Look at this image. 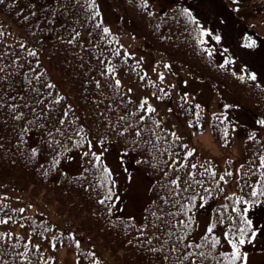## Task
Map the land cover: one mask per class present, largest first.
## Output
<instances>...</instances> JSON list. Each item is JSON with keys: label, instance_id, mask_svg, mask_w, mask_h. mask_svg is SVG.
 Wrapping results in <instances>:
<instances>
[{"label": "trees", "instance_id": "trees-1", "mask_svg": "<svg viewBox=\"0 0 264 264\" xmlns=\"http://www.w3.org/2000/svg\"><path fill=\"white\" fill-rule=\"evenodd\" d=\"M90 4L91 0H51L41 5H24L21 0H4V3L0 4L2 11L25 30L28 41L48 46L49 57L69 93L68 96L64 95L52 82L48 70L40 61L38 51L34 50L37 53L35 57L27 56V51L33 50L28 48L27 43L23 44L22 48V43L0 36V52L6 53L0 64L9 65L6 72L11 73L6 76L0 73V76H5L0 80V96H3L0 102L6 105L0 108V185L15 183L31 190L33 194L41 195L44 201L57 204L60 212L70 213L77 219L75 228L78 232L89 234L91 238L99 240L117 256L119 264H181L184 247L177 242V236L184 235L185 232H188L185 242L190 243H201V237L205 235L217 236L221 243L212 250L213 255L227 251L223 248L222 231H227L234 221L238 222V217L231 210L232 202L227 197L250 192V185H254L259 179L258 173L249 178L245 172L249 167L253 169L258 167L259 156L264 154V138L258 133H254L255 140L247 138V159L243 163H238L235 159H227L224 164L213 159L200 160L196 153L194 157L185 159L186 152L181 147L182 140L177 141L171 135L173 131L167 128L154 112L148 113L139 109L138 101L128 94L123 84L116 78L115 62L119 61L156 94L164 97L167 96L166 91L124 54L113 32L104 24L97 0L94 7ZM253 6L256 11L264 13V0H253ZM184 8L192 13L188 7L180 4L166 9H155L148 0H125L128 18L153 50L174 57L181 65L192 67L193 72L199 77L216 81L230 89L238 95L241 107L264 120V85L249 80L239 72L221 67L200 43L198 24L190 23L188 17L181 15V9ZM192 16L194 17L193 13ZM104 28L109 30L108 34L104 33ZM13 59L17 60V64L11 63ZM19 64H23V67H18ZM33 69L36 71L33 72ZM109 69L112 71L109 72ZM25 73L29 77L43 74L42 82L37 84L33 80L29 84L24 79ZM240 77L244 79L241 80ZM117 80L120 82L118 86ZM46 83L53 84L54 88L44 87ZM33 87L41 90L39 99H44L46 103L51 99L45 97L49 91L53 97H63V100L59 105H49L45 110L46 115H41L44 105H35L33 112L29 107H23L24 100L19 98L24 97L31 105L32 100L36 98L35 93L31 91ZM13 96L17 99L12 100ZM7 104L19 105L18 111L24 112L26 118L14 120ZM197 105L190 98L182 99L184 115L192 121L204 122L206 113L200 105L197 108ZM130 112H136L137 116H130ZM120 116H129V123L134 126L123 135L120 133L126 125L120 121ZM140 116L144 119H139ZM28 120H33L34 123L29 125ZM153 120L159 122V128L155 127ZM59 121L64 123L61 124ZM25 127L28 131L21 133V129ZM233 127L234 123L229 116L223 113L214 116L212 129L215 136L222 141L227 143L231 141ZM57 128L60 132L56 131ZM77 128L83 129L80 136L75 134ZM149 128L159 133L162 139L157 141L156 136L148 131ZM225 128L228 130L226 140L222 138ZM135 131H141V136L136 137ZM49 132L52 133L51 136L48 135ZM81 136L84 137L83 145L75 147V142L79 141ZM90 137L97 141H109L125 152L137 155V161H140L137 165L152 178L150 199L141 216L116 214L118 200L116 181L103 158L102 166L97 168L93 166L94 161L89 162L91 157L83 156V152L80 170L73 172L65 168L66 162L77 151L88 146ZM133 139L137 141L135 145L131 143ZM55 141H60V144ZM148 141L152 143H147ZM153 144L156 146L153 147ZM166 148L174 155L170 157L168 152H164ZM32 149H36L35 157L32 156ZM55 160L59 163L54 165ZM205 161H210L206 166L217 173L215 179L208 175H198L204 171L200 165ZM249 161L254 163L250 166ZM189 162L197 164V168L191 171L197 173L196 179L203 180V187L194 185L187 191H181L170 185V181L177 175L182 181L187 169L181 168L180 165H188ZM103 167H107L111 172L107 182L103 177ZM226 171H231L233 175L225 176L223 181L219 180V176ZM45 172L47 175H44ZM232 184L234 190L229 188ZM205 188L211 191V196L204 191ZM108 189L112 191V200L100 204L99 201L104 199ZM196 193L199 194L195 200L197 206L192 207L188 216L167 215L169 212L179 210V205L173 206L177 200L191 206L188 197ZM201 196L208 197L206 207L212 205L209 225L221 214L225 219L223 224H217L213 233L208 234L206 231L201 237L196 238L197 215L204 208L199 207V204L204 203L200 199ZM245 198L247 199V196ZM166 200L168 203H165ZM113 204L115 206L111 207L109 212V207ZM223 204L229 205L226 212L221 208ZM5 211L11 212L15 209L0 199V214ZM152 213H156L162 219L157 220ZM189 216L193 217L195 223L190 229H185L178 221L187 222ZM228 216H232L233 220L229 221ZM165 221L172 223L166 227ZM144 225L146 227H143L141 234L140 229ZM168 231L175 232V235L168 236ZM0 233L8 232L0 229ZM10 234V239L6 235L0 240V264H28V261L18 256V253L25 252V244L30 249L28 257L31 264H56L40 246V251L37 252L33 247L35 244L25 241L21 235ZM174 244L179 251H172ZM13 245L17 247L14 248ZM152 248L163 251L153 252L150 250ZM202 250L209 251L208 248ZM164 256H168V259L164 260ZM91 264L103 263L95 260ZM183 264H191V261H183ZM197 264H201L198 259ZM202 264H216V261L208 259Z\"/></svg>", "mask_w": 264, "mask_h": 264}, {"label": "rangeland", "instance_id": "rangeland-1", "mask_svg": "<svg viewBox=\"0 0 264 264\" xmlns=\"http://www.w3.org/2000/svg\"><path fill=\"white\" fill-rule=\"evenodd\" d=\"M51 0H21L24 5H41ZM102 12L105 25L111 29L117 41L123 46L126 54L139 63L150 76L170 92L163 98L151 88L145 87L140 80L128 72L119 61L115 63L117 79L123 83L126 91L138 103L147 100L148 105L156 109L157 117L174 133L181 137L189 149H195L200 160L208 158L224 163L228 158H235L238 162L247 159L245 141L252 131L264 133L259 119L238 106L234 93L225 89L213 80L201 79L184 66H179L172 59L159 58L151 54L150 45L139 35L124 9V0H97ZM156 8H167L175 4H184L194 10L202 23L204 31L212 35H205L206 46L221 64L225 59L233 61L225 67L244 72L248 76L256 75L257 82L264 84V15L256 12L252 7V0H150ZM0 31L6 39L28 45L38 51L39 58L49 71L52 82L66 96L69 95L66 84L48 54V46L27 40L25 30L18 26L0 9ZM250 34V35H247ZM221 39L217 42L214 36ZM244 36H249L256 42L254 48L243 45ZM148 45H147V44ZM227 49V51H224ZM161 75L163 80L160 79ZM131 89V91H129ZM183 97L194 99L201 104L207 116L204 124L193 122L182 112ZM218 112L231 116L235 123L231 143H224L212 131V119ZM193 126H189V123ZM91 151L107 161L116 180L118 190L117 211L119 215H139L148 202L149 188L152 178L141 168L135 166V154L125 155V151L107 142L101 145L93 138L90 139ZM106 148L107 151H103ZM86 150H89V146ZM188 149H185L187 152ZM84 152L74 154L75 159L67 163L73 171L80 165V156ZM77 160V161H76ZM234 190V188H232ZM0 198L10 202L24 211L18 214L22 219L13 216L11 212H3L0 219H8L7 224H0V229L22 234L28 241L42 247L56 264H90L97 260L103 264H119L117 256L112 254L99 240L91 238L89 234H80L75 228L76 219L66 212H59L57 205L45 202L41 195H36L29 189L15 183L0 186ZM206 206H204L205 208ZM211 207V206H210ZM208 207L207 209H210ZM254 224L264 225V207L253 209L249 213ZM198 237L204 232L210 215L202 210L198 215ZM44 220L49 221L51 228L47 231L36 230ZM79 241L80 247H76ZM55 244V249L52 245ZM228 245V244H227ZM229 246V245H228ZM247 264H264V228L253 241L246 244Z\"/></svg>", "mask_w": 264, "mask_h": 264}, {"label": "snow or ice", "instance_id": "snow-or-ice-1", "mask_svg": "<svg viewBox=\"0 0 264 264\" xmlns=\"http://www.w3.org/2000/svg\"><path fill=\"white\" fill-rule=\"evenodd\" d=\"M234 3L238 2V0H233ZM4 0H0V4H3ZM95 4V0H91V4L90 6L94 7ZM144 6L146 7V3L144 4ZM181 15H184L186 17L189 18V22L192 24H197V20L192 16V13L187 9H181ZM99 26V25H98ZM105 34H108L109 30L107 28L103 29ZM5 35V33L3 31H0V36ZM78 35V34H77ZM201 36L204 35H212L211 33L205 32V31H201L200 32ZM214 39L219 42L220 41V37L214 36ZM245 44L243 45L246 48H254L256 46V42L250 40V38L245 37ZM201 43H203V40H201ZM21 47L23 48L24 45L21 44ZM224 51H227V49H225ZM119 54V53H117ZM209 55H211V51H209L208 53ZM6 55V53L4 52H0V60H2L4 58V56ZM37 55V53L34 50H28L27 51V56H31V57H35ZM233 61L229 60V59H225L224 64L221 65V67H224L227 64L232 63ZM12 64H17V60L13 59ZM9 67V65H5V64H0V73H4L5 76L6 75H11V73H7L6 69ZM18 67H23V64H19ZM36 69H33V72H35ZM112 69H109V72H111ZM43 74H37L34 75L32 77H29L27 73H25L24 79L31 84L32 81L34 80L37 84H40L42 82L41 77ZM5 76H0V80H3L5 78ZM249 79L251 80H256V75L254 73L250 74ZM161 80H163V76L161 75L160 77ZM241 80L244 79V77H240ZM119 81H116V85H119ZM44 87L48 88V89H52L54 88L53 84L50 83H46L44 84ZM32 92L35 93V99L32 100L31 105L29 104L28 100H25L24 97H19L21 100H24V105L23 107H29L33 112L35 111V105H44V107L41 109V115H46V109L49 107V105H59L61 103V101L63 100V97H53L51 91L47 92L45 94L46 99L48 97H51V99L47 100V103L45 102L44 99H39V97L41 96V90L39 88L33 87L31 89ZM129 91H131V89H129ZM12 100H16L17 97L13 96L11 97ZM3 100V96H0V101ZM6 105L5 103L0 102V108H4ZM7 107L9 108V110L13 113V119L16 121H20L22 119L26 118V114L22 111H18L19 109V105H15V104H7ZM139 109L142 111H146L148 113H152L155 112L156 109L152 108L150 105H148L147 100H144L143 102H140L138 105ZM197 108H199V105H197ZM64 115L66 116L67 113L65 112ZM130 116L135 117L137 116L136 112H130ZM197 118H199V113H197ZM120 121L125 122V128L123 129V132L120 133V135H123L124 132L129 131L130 128H133L134 126L129 123V116H120L119 117ZM139 119L143 120L144 117L140 116ZM27 123L29 125L33 124L34 121L33 120H28ZM59 123L63 124L64 121H59ZM74 123V122H73ZM257 123H259L261 126H264V120H260ZM153 124L155 125L156 128L160 127L159 122L153 120ZM41 127L43 125H40ZM189 126H193L191 124V122L189 123ZM28 128H22L21 129V133L23 132H27ZM57 132H60V129L57 128L56 129ZM149 132H152L153 135L156 136V140L160 141L162 139V137L160 136L159 133L154 132V130L152 128L148 129ZM81 132H83L82 128H77L75 131V134L77 136H80ZM49 136L52 135L51 132L48 133ZM61 135H63V133H61ZM134 135L136 137L141 136V131H135ZM173 137H175V139L177 141H179L181 139V137L177 136L176 133H172L171 134ZM228 137V130L227 128H225L222 132V138L223 139H227ZM22 138V137H21ZM70 139V137H69ZM250 140H255V134H251L249 136ZM84 142V137L81 136L79 141H76L74 146L75 147H81L83 145ZM258 142V141H257ZM55 143L60 144V141H55ZM99 143L101 145L104 144L103 140H100ZM131 143L133 145H135L137 143V141L135 139H133L131 141ZM147 143H152L151 141H148ZM153 147H155L156 145L153 144ZM182 148L184 149H188V151L186 152L185 155V159L189 158V157H194L196 150L193 149H189V146L187 144H182L181 145ZM103 151H107L106 148L103 149ZM164 152H168L169 156H173L174 153L169 152V149H164ZM125 155H127V152L124 153ZM36 155V149H32V156L35 157ZM102 155V153H101ZM101 155H98L95 151H91V142L89 141V151H85L83 153V156H90L91 160L89 161L90 163H92L94 161V167L100 168L102 166V160H101ZM140 161H137V163H139ZM55 163H59L58 160L54 161V165ZM254 162L253 161H249V165L251 166ZM210 164V161H205L204 164H201L200 167L204 169L203 172H199L198 175L199 176H205L208 175L210 177H212L213 179H215V177L217 176V173L215 171H213L211 168L207 167L206 165ZM181 168H186L187 172L186 175L184 177V179L181 181L180 177L177 175V177L175 179H172L170 181V185L175 186V188L180 189L181 191H187L189 188L195 186H200L203 187V180H198L196 179V175L197 173H193L191 171V169H196L197 168V164L195 163H191L189 162L188 165L185 164H181L180 165ZM241 167H244L243 165H241ZM260 169H264V154H261L259 156V165L256 169H253L251 167L248 168V170L245 172V175L248 176L249 178L251 176H255L259 175V179L256 181V183L254 185H250L251 187V191L247 192L243 195H236L233 194L231 196H228L227 199L229 201L232 202V206H231V210L232 212H234L236 214V216L238 217V222H233L227 231H222V236L224 238V240L227 242L228 245H230L231 251L230 253L227 251H223V252H219L218 255H213V251L214 249L217 248V245H219L221 243L220 238H218L217 236H211L209 237V235H205L203 237H201L202 242L201 243H190V242H185L187 240V236H188V232H185L184 235H179L177 236V242L183 244L184 247V252L182 254V260H181V264H183V261H191V264H197V259L201 261V264L204 260H208V259H213L216 261V264H247V253L246 252H242V248L246 245V244H252L253 241L258 237V235L261 233V229L264 228V225H257L254 224V221L252 219L249 218V213H250V209H258V208H262L264 207V171H260ZM176 170V169H174ZM87 171V169H86ZM165 175H167V172L164 173ZM44 175H47V172L44 173ZM233 173L231 171H226L223 175L219 176V180L223 181L225 180V176H232ZM111 176V172L109 171V169L107 167H103V177L104 180L107 182L109 180ZM114 183V182H113ZM245 184L247 185V180L245 181ZM165 187H169L168 185H165ZM217 189H219V184L217 183ZM222 191V189H220ZM171 191V189H170ZM205 192L209 193V196H211V191L207 188L204 189ZM241 192L243 193V189H241ZM199 195L198 193L193 194L192 196L188 197V200L190 202V205H186L181 203L180 201H175L173 206L175 207L176 205H179V210L177 212H169L167 213V215L172 216V217H176L179 216L181 214L188 216V213L191 212L192 207H196V196ZM245 196H247V199L245 198ZM208 197L205 196H201L200 199L201 201H204V203L199 204V207H204L205 203L207 201ZM112 200V191L111 189H108L107 193L105 194L104 199H101L99 201L100 204H105L106 201H111ZM165 203H168V201L166 200ZM115 205H111L109 207V212H111V207H114ZM221 208L226 212L229 208L228 204H223L221 205ZM24 209H19V212H23ZM219 211V209L217 210ZM152 216L156 217L157 220H161L162 218L160 216H157L156 213H152ZM12 219L11 217H8V219H0V224H7L9 222V220ZM224 219L225 217L223 216V214H221L215 222L211 223L206 231L208 234L213 233V230L216 228L217 224H223L224 223ZM227 219L229 221H232L233 218L232 216H228ZM171 221H165L164 224L165 226H170L171 225ZM178 223L180 225H182L185 229H190L191 225L193 223H195L193 217L189 216L188 217V221L185 222L184 220H179ZM143 227H146V225L142 226V228L140 229L141 234H143ZM45 231H47V229H45ZM8 236L9 239L11 238V234L10 233H0V240H3L5 236ZM168 236H173L175 235V232L173 231H168L167 232ZM19 239V238H18ZM129 243H131V241H129ZM148 243H151V241H148ZM164 243H167V240L164 241ZM13 247H17V245H13ZM33 247L36 249L37 252L40 251L39 245H33ZM53 249H55V244L52 245ZM76 247L79 248L80 244L79 241H76ZM25 248V252L23 253H18V256L22 257L25 261H28V264H31L29 257H28V252L30 251L29 246L27 244L24 245ZM204 248H208L209 251H203L202 249ZM189 249H198L200 251L198 252H193V251H188ZM153 252H161L163 251V249H158V248H152L150 249ZM172 251H179V249L176 247V245L174 244L172 246ZM193 257H196V259H193ZM164 260L168 259V256H164L163 257ZM178 259H181V257H178Z\"/></svg>", "mask_w": 264, "mask_h": 264}]
</instances>
